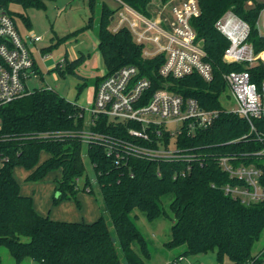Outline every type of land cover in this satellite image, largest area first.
Masks as SVG:
<instances>
[{"label":"trees","instance_id":"obj_1","mask_svg":"<svg viewBox=\"0 0 264 264\" xmlns=\"http://www.w3.org/2000/svg\"><path fill=\"white\" fill-rule=\"evenodd\" d=\"M47 0H0V9L14 13L11 4L25 8H46ZM136 9L150 14L148 5L154 0H127ZM163 2L167 0H161ZM199 16L192 19L198 38L204 39L206 60L212 64L214 78L206 81L198 73L182 78L164 77L159 68L164 53L143 56V45L135 41L128 27L112 30L115 9L102 4L98 26V49L107 68L97 77V86L104 76L128 65L138 66L141 76L152 80L151 92L167 87L185 97H194L209 109H220L214 123L177 138L178 145L197 155L189 164L183 160H158L129 157L119 165L106 147L98 142L88 146V156L114 230L101 215L93 221L59 220L41 214L32 195L21 191L14 176V168L28 170L26 180L38 181L51 171H60L54 181V203L74 198L86 187L94 192L83 160L84 142L78 131L85 127V110L75 101L51 87L32 90L27 95L0 106V155L6 156L0 168V247H7L20 263L31 258L39 264H145L150 258L148 241L133 215L135 209L154 220L172 217L162 205V197L173 194L170 210L174 214L169 248L184 245L177 257L216 251L219 261L228 257L234 264H261L253 254V247L264 231V200L245 203L224 189L237 180L223 170L218 156L233 155L234 162L256 163L264 167V156L255 153L264 147V118H254L255 131L250 122L220 103L226 88L224 72L243 70L240 64L223 61L230 40L217 27L216 21L233 10L251 26L250 41L256 51L264 48L256 21L262 8L256 3L247 7V0H198ZM96 0H89L92 12ZM22 18L30 24L27 16ZM89 22L79 30L61 38L77 35L91 27ZM46 49H43L45 52ZM86 59L83 53L68 63V71ZM67 62V60H66ZM60 69V65H57ZM62 69V68H61ZM252 80L264 79V64L251 71ZM96 86V88H97ZM130 124H117L106 115L96 119L95 131L116 137L130 138ZM248 136L243 138L244 135ZM170 133H165L166 140ZM42 154H46L41 159ZM85 176L84 185L79 179ZM264 182V178H262ZM135 244L142 252L135 249ZM142 253V254H140ZM0 264H4L0 252Z\"/></svg>","mask_w":264,"mask_h":264},{"label":"built area","instance_id":"obj_2","mask_svg":"<svg viewBox=\"0 0 264 264\" xmlns=\"http://www.w3.org/2000/svg\"><path fill=\"white\" fill-rule=\"evenodd\" d=\"M113 1L117 6L112 17V30L128 27L135 41L143 45L144 57L164 53L160 75L182 78L198 73L206 81L214 78L204 45H200L202 38H198L192 23V19L201 13L198 0H154L160 6L150 14L136 9L127 0ZM247 3L251 7L256 3L262 5L256 27L264 38V0H247ZM215 25L230 40L223 61L240 63L245 67L243 70L226 71L223 75L229 95L237 102L232 111L246 118L251 131H255L253 119L264 118V79L253 81L250 71L257 64H264V48L256 51L249 39V22L233 10L227 11ZM42 38L30 30L22 34L14 17L0 9V106L32 91L28 80L36 76V68L31 46ZM152 85L148 76L140 75L138 66L128 65L104 76L95 89L89 124L92 126L101 115L117 124L129 123L128 133L132 139L98 132L91 126L77 133L88 146L95 142L103 144L108 155H113L119 165L129 157L183 160L188 163L182 170L186 173L190 169L189 162L197 154L179 146L178 136L185 132L191 135L198 129L211 126L220 109L205 108L196 98L185 97L167 87L151 92ZM167 132L170 133L168 140L165 138ZM255 154L264 156V147ZM5 157L0 155V168L7 160ZM234 158L233 155L218 156L222 169L237 180L225 184V191L245 203L264 200V167L253 162L236 164ZM257 255L261 256L260 263L264 264V246Z\"/></svg>","mask_w":264,"mask_h":264},{"label":"rangeland","instance_id":"obj_3","mask_svg":"<svg viewBox=\"0 0 264 264\" xmlns=\"http://www.w3.org/2000/svg\"><path fill=\"white\" fill-rule=\"evenodd\" d=\"M104 2L113 9L117 6L113 0H96L95 9L92 12L89 0H47L46 8H25L19 4L10 5V9L14 12L12 16L20 32L25 34L29 28L37 32L43 37L38 42L39 48L44 47L46 49L45 53L51 52V55L45 60L39 59L44 73L38 78H30L28 80L29 88L34 90L51 87L72 101L77 102L85 110L86 114L85 127L83 129L91 126L88 120L91 115L90 108L94 103V91L97 86L96 79L107 72L102 54L98 49L97 38L101 9ZM246 5L251 7L248 3ZM159 6V3L152 1L149 3L148 8L151 12H154ZM22 15L29 18L30 24H27ZM92 15L91 27L68 39H61L84 27ZM113 26L114 24L112 23L111 27ZM83 53L86 55V59L74 68V73L72 70L68 71V63ZM35 55L38 58L37 50H35ZM65 59L67 62L65 61L64 67L62 69L57 68V62ZM229 94L228 89L223 91L220 95V103L225 109L232 111L237 107V102ZM87 151L88 145L84 143L82 156L87 174L92 180L94 192H87V187L85 191L81 190L77 194L78 203L74 198L54 203L56 185L54 179L60 177L59 170L49 172L42 180L32 181L26 180L28 170L23 166H17L14 168V176L20 183L21 191L32 195L35 206H38L45 215L69 221H92L103 215L114 230L112 219L105 208L101 190L96 182L95 170ZM45 157L46 154H42L41 159ZM85 180V176L81 177L79 179L80 184L84 185ZM172 200L173 194H166L162 197V205L174 217L170 210V202ZM133 215H137L135 217L136 223L145 235L151 252L150 258H144L145 264H234L228 257L219 261L216 251L191 254L183 256L181 260H177L178 255L184 251L185 246L169 248L165 245L171 238V227L174 219L162 216L150 220L139 209H135ZM263 246L264 231L253 247V254L256 258H261L257 253ZM135 249L142 252L138 244H135ZM0 252L4 264H39V262L29 257L18 263L8 248L4 246L0 247Z\"/></svg>","mask_w":264,"mask_h":264},{"label":"crops","instance_id":"obj_4","mask_svg":"<svg viewBox=\"0 0 264 264\" xmlns=\"http://www.w3.org/2000/svg\"><path fill=\"white\" fill-rule=\"evenodd\" d=\"M29 30H30V28L27 29L26 32H28ZM30 31H33V30H30ZM26 32H25V33H26ZM33 32H35V31H33ZM35 33H37V32H35ZM37 34H38V33H37ZM42 39H43V38H42ZM40 41H41V40H40ZM38 42H39V41L35 42V43L31 46V51H32V55H33L34 60H35V68H36V76H33L34 78H38L40 75H42V74L44 73V72H43V69H42V67H41V65H40L39 59L45 60L47 57H49V56L51 55V52H46V53H45V52L43 51L44 47L39 48V46H38ZM35 50L38 51V58H37V56L35 55ZM65 61H66V59H65L64 61H58V62H57V64L60 65V68H63V67H64ZM94 92H95V91H94ZM36 208H37V210H38L41 214L45 215L43 212L40 211V208H38V206H36ZM51 217H52V216H51ZM54 219H56V218H54ZM92 221H93V220H92ZM89 222H90V221H89Z\"/></svg>","mask_w":264,"mask_h":264},{"label":"water","instance_id":"obj_5","mask_svg":"<svg viewBox=\"0 0 264 264\" xmlns=\"http://www.w3.org/2000/svg\"><path fill=\"white\" fill-rule=\"evenodd\" d=\"M204 39H202L201 41H200V45L202 46V45H204Z\"/></svg>","mask_w":264,"mask_h":264}]
</instances>
